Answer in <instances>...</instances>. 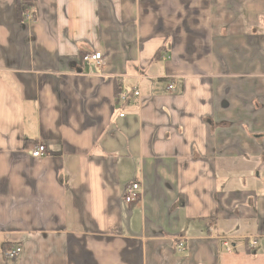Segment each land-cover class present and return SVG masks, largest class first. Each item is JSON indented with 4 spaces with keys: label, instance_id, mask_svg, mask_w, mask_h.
<instances>
[{
    "label": "crops",
    "instance_id": "0c3cea01",
    "mask_svg": "<svg viewBox=\"0 0 264 264\" xmlns=\"http://www.w3.org/2000/svg\"><path fill=\"white\" fill-rule=\"evenodd\" d=\"M0 264H264V0H0Z\"/></svg>",
    "mask_w": 264,
    "mask_h": 264
},
{
    "label": "built area",
    "instance_id": "2783aa9c",
    "mask_svg": "<svg viewBox=\"0 0 264 264\" xmlns=\"http://www.w3.org/2000/svg\"><path fill=\"white\" fill-rule=\"evenodd\" d=\"M29 9L31 8L27 9L25 18H27L30 21L32 20L33 17H32V12H30ZM83 61L86 64L98 65L101 61V54L100 53H87L83 57ZM168 89L172 90L173 86L169 85ZM130 93H132V95L135 97L139 96V92L137 90L131 91ZM127 98H128V92L126 91H120L116 94V101L118 103H124ZM119 117H123V114H120ZM44 153H45L44 147L42 145H36L33 147L31 151V156L39 159L44 156ZM138 197H139V185L138 184H132L131 186L125 188L124 195H123L124 203L131 204L134 201H136ZM255 245H256L255 241L251 240L249 243V247H253ZM232 249L233 247L229 243L224 242L225 252H231ZM20 253H21V249L19 247H16L13 249H7L4 252V256L8 260H15L16 258H18Z\"/></svg>",
    "mask_w": 264,
    "mask_h": 264
},
{
    "label": "trees",
    "instance_id": "16d2710c",
    "mask_svg": "<svg viewBox=\"0 0 264 264\" xmlns=\"http://www.w3.org/2000/svg\"><path fill=\"white\" fill-rule=\"evenodd\" d=\"M118 93V91L116 92V94Z\"/></svg>",
    "mask_w": 264,
    "mask_h": 264
}]
</instances>
